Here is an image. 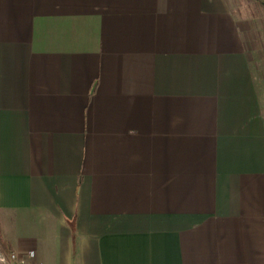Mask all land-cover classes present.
I'll return each instance as SVG.
<instances>
[{"label": "crops", "instance_id": "1", "mask_svg": "<svg viewBox=\"0 0 264 264\" xmlns=\"http://www.w3.org/2000/svg\"><path fill=\"white\" fill-rule=\"evenodd\" d=\"M263 20L264 0H0L1 250L264 264Z\"/></svg>", "mask_w": 264, "mask_h": 264}, {"label": "built area", "instance_id": "2", "mask_svg": "<svg viewBox=\"0 0 264 264\" xmlns=\"http://www.w3.org/2000/svg\"><path fill=\"white\" fill-rule=\"evenodd\" d=\"M33 256V254H30ZM20 259V253L13 252L7 256L0 247V264H16Z\"/></svg>", "mask_w": 264, "mask_h": 264}, {"label": "rangeland", "instance_id": "3", "mask_svg": "<svg viewBox=\"0 0 264 264\" xmlns=\"http://www.w3.org/2000/svg\"><path fill=\"white\" fill-rule=\"evenodd\" d=\"M256 62L258 63V65ZM255 64H256V67H255L256 74H258V76L260 77V81H261L260 92L262 93V96L264 97V59L262 60L260 58H256Z\"/></svg>", "mask_w": 264, "mask_h": 264}]
</instances>
